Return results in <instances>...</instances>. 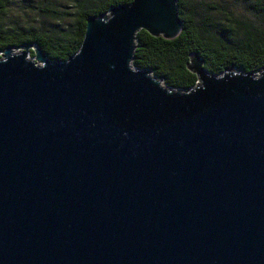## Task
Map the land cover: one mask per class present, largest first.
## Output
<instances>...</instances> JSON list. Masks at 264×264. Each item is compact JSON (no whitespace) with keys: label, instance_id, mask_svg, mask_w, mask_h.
Wrapping results in <instances>:
<instances>
[{"label":"water","instance_id":"95a60500","mask_svg":"<svg viewBox=\"0 0 264 264\" xmlns=\"http://www.w3.org/2000/svg\"><path fill=\"white\" fill-rule=\"evenodd\" d=\"M141 30L177 38V0L88 17L65 63L0 52V264H264V70L192 53L178 93L131 68Z\"/></svg>","mask_w":264,"mask_h":264},{"label":"trees","instance_id":"16d2710c","mask_svg":"<svg viewBox=\"0 0 264 264\" xmlns=\"http://www.w3.org/2000/svg\"><path fill=\"white\" fill-rule=\"evenodd\" d=\"M8 0H0V19ZM221 1V0H216ZM245 15L239 19L227 8L219 10L222 17L203 14L202 1L177 0L182 31L177 38L166 41L141 30L135 39L131 68L149 72L163 87L185 93L196 87L197 77L187 70L189 55L195 53L204 62L207 73L220 76L230 67L243 74L264 70V0H241ZM132 0H82L76 2L74 25L61 36L32 28L14 26L6 30L0 24V52L33 44L46 57L60 63L74 56L82 43L86 19L98 17L110 9L127 6ZM209 8V7H206ZM251 15L252 21L246 18ZM30 54L33 55V52Z\"/></svg>","mask_w":264,"mask_h":264},{"label":"rangeland","instance_id":"374dc122","mask_svg":"<svg viewBox=\"0 0 264 264\" xmlns=\"http://www.w3.org/2000/svg\"><path fill=\"white\" fill-rule=\"evenodd\" d=\"M77 1L82 0H8L0 24L6 30L17 25L20 28L53 32L56 36H61L74 25ZM201 1L203 14L208 9L207 14L216 17L214 21L222 18L218 12L222 8L232 11L239 19H243L242 16L245 15L241 9V0ZM246 18L252 21L253 17L246 15ZM12 52L17 54L16 50ZM30 52L32 53L29 51L26 59L34 61Z\"/></svg>","mask_w":264,"mask_h":264}]
</instances>
